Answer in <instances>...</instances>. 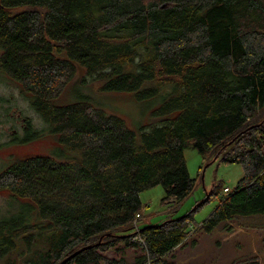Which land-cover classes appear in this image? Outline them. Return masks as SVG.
<instances>
[{
	"label": "trees",
	"instance_id": "1",
	"mask_svg": "<svg viewBox=\"0 0 264 264\" xmlns=\"http://www.w3.org/2000/svg\"><path fill=\"white\" fill-rule=\"evenodd\" d=\"M0 52V69L62 146L0 172V259L19 237L47 236L50 247L25 264L75 252L64 264H130L103 256L117 245L143 249L136 264H177L165 255L190 233L194 210L133 224L143 190L161 185L176 203L192 192L189 144L243 170L200 229L264 228V0H0ZM79 84L127 94L150 120L132 127Z\"/></svg>",
	"mask_w": 264,
	"mask_h": 264
},
{
	"label": "rangeland",
	"instance_id": "2",
	"mask_svg": "<svg viewBox=\"0 0 264 264\" xmlns=\"http://www.w3.org/2000/svg\"><path fill=\"white\" fill-rule=\"evenodd\" d=\"M83 74L82 68L74 74L62 89L60 101L70 100L69 93L71 91L73 95V86L78 85V78ZM8 76L0 69V172L13 160L32 154L55 156L59 153L57 148L62 151L58 135L45 128L40 115L32 108L30 95ZM77 89L94 96L108 113L113 110V113L119 114L134 128L150 120L148 108L134 103L127 94L117 93L111 96L104 91L98 92L94 85H80ZM262 116L264 117V111ZM24 118L31 122L34 130L45 128V132L42 131L41 138L38 134H32L29 141L12 143L18 136L14 130L19 129ZM183 154L189 174L194 179L192 192L176 203L172 198L164 199L166 194L161 185L143 190L139 194L142 207L136 228L157 225L194 210L193 228L179 246L165 255L166 260L177 264H240L254 259L259 264H264V228H247L236 220H228L218 224L210 232L200 229V223L225 196L223 188L234 189L239 184L243 175L241 165L221 160L220 151L200 153L192 144L184 149ZM6 199L7 190L0 187V205ZM260 221L264 223V217ZM48 238L35 237L33 241L31 239L26 242L19 237L15 248L0 259V264H25L24 261L34 257L36 252L50 247ZM144 254L143 249L117 245L103 253V256L108 259L123 257L128 263L136 264Z\"/></svg>",
	"mask_w": 264,
	"mask_h": 264
},
{
	"label": "flooded vegetation",
	"instance_id": "3",
	"mask_svg": "<svg viewBox=\"0 0 264 264\" xmlns=\"http://www.w3.org/2000/svg\"><path fill=\"white\" fill-rule=\"evenodd\" d=\"M42 131L45 132V128L41 129V130H38L37 132L32 128L31 126V122L29 120H27L26 118L22 119V122L20 124V127L18 130H14L15 133L18 134V136L16 137V139L12 140V143L15 142V141H29L30 140V137L31 135H36V133L38 134V137L41 138L42 136ZM20 136V138H19ZM34 155H37V154H32V155H29L27 157H24V158H29L31 156H34ZM22 159V158H21ZM14 161V160H13ZM12 161V162H13ZM11 162V163H12Z\"/></svg>",
	"mask_w": 264,
	"mask_h": 264
},
{
	"label": "built area",
	"instance_id": "4",
	"mask_svg": "<svg viewBox=\"0 0 264 264\" xmlns=\"http://www.w3.org/2000/svg\"><path fill=\"white\" fill-rule=\"evenodd\" d=\"M230 190L228 189V188H223V193L225 194V193H227V192H229ZM140 215L139 214H136V218H138ZM136 222V223H135ZM134 223H135V227H137V220H135L134 221Z\"/></svg>",
	"mask_w": 264,
	"mask_h": 264
},
{
	"label": "water",
	"instance_id": "5",
	"mask_svg": "<svg viewBox=\"0 0 264 264\" xmlns=\"http://www.w3.org/2000/svg\"><path fill=\"white\" fill-rule=\"evenodd\" d=\"M76 253V252H75ZM74 254H71L70 256L66 257L65 259H63L59 264H64L71 256H74Z\"/></svg>",
	"mask_w": 264,
	"mask_h": 264
}]
</instances>
